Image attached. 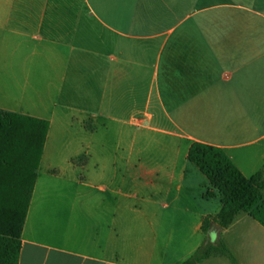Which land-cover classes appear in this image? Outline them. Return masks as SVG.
I'll return each mask as SVG.
<instances>
[{"label": "crops", "instance_id": "obj_1", "mask_svg": "<svg viewBox=\"0 0 264 264\" xmlns=\"http://www.w3.org/2000/svg\"><path fill=\"white\" fill-rule=\"evenodd\" d=\"M0 109L49 123L18 264H180L222 206L190 145L264 167V0H0ZM218 237L264 264L250 214Z\"/></svg>", "mask_w": 264, "mask_h": 264}, {"label": "trees", "instance_id": "obj_2", "mask_svg": "<svg viewBox=\"0 0 264 264\" xmlns=\"http://www.w3.org/2000/svg\"><path fill=\"white\" fill-rule=\"evenodd\" d=\"M49 123L46 120L0 109V264H18L21 230L36 179ZM188 159L209 180L206 198L220 195L221 209L206 216L200 246L180 264H198L212 254H221L235 264L233 253L218 237L239 212H246L264 226V167L245 177L217 146L194 142ZM217 226V231L210 229Z\"/></svg>", "mask_w": 264, "mask_h": 264}, {"label": "water", "instance_id": "obj_3", "mask_svg": "<svg viewBox=\"0 0 264 264\" xmlns=\"http://www.w3.org/2000/svg\"><path fill=\"white\" fill-rule=\"evenodd\" d=\"M217 229H218V227L215 225V226H213V227L210 229L209 233L212 232V231H216Z\"/></svg>", "mask_w": 264, "mask_h": 264}, {"label": "rangeland", "instance_id": "obj_4", "mask_svg": "<svg viewBox=\"0 0 264 264\" xmlns=\"http://www.w3.org/2000/svg\"><path fill=\"white\" fill-rule=\"evenodd\" d=\"M73 162V161H72Z\"/></svg>", "mask_w": 264, "mask_h": 264}]
</instances>
